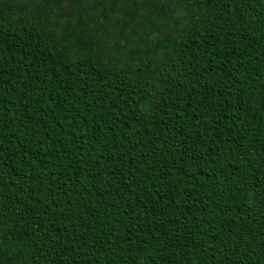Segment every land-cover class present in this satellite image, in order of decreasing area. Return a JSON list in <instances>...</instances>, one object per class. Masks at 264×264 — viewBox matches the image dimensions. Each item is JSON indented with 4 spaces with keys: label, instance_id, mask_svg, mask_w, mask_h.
<instances>
[{
    "label": "trees",
    "instance_id": "1",
    "mask_svg": "<svg viewBox=\"0 0 264 264\" xmlns=\"http://www.w3.org/2000/svg\"><path fill=\"white\" fill-rule=\"evenodd\" d=\"M0 264H264V0H0Z\"/></svg>",
    "mask_w": 264,
    "mask_h": 264
}]
</instances>
